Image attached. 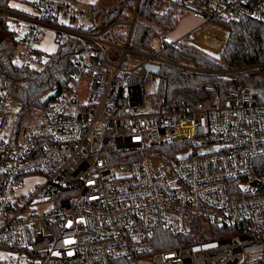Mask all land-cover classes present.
<instances>
[{
    "label": "built area",
    "instance_id": "1",
    "mask_svg": "<svg viewBox=\"0 0 264 264\" xmlns=\"http://www.w3.org/2000/svg\"><path fill=\"white\" fill-rule=\"evenodd\" d=\"M3 12L19 70L70 42L79 50L29 121L0 79V264H264V88L235 79L264 63L195 70L223 80L202 84L195 104L146 103L148 65L193 70L164 48L219 59L231 20L264 26V0H133L118 15L36 0L24 20ZM184 17L199 24L173 37ZM141 27L151 51L134 45Z\"/></svg>",
    "mask_w": 264,
    "mask_h": 264
},
{
    "label": "trees",
    "instance_id": "2",
    "mask_svg": "<svg viewBox=\"0 0 264 264\" xmlns=\"http://www.w3.org/2000/svg\"><path fill=\"white\" fill-rule=\"evenodd\" d=\"M12 0H0V79L1 84L10 87L11 95L21 105L22 120L34 118L37 113L48 106L44 98L53 90H62L64 84L73 72L70 56L79 50L73 42L65 45L58 53L50 55L41 67H29L19 70L12 64V57L18 46L13 33L3 30L5 18L3 12L9 9ZM133 0H127L123 6H131ZM120 8H98L93 13L118 15ZM151 21L166 24V19L158 20L149 16ZM168 18V17H167ZM170 19V18H169ZM175 26V21L171 23ZM230 36L226 48L219 59H213L198 51L180 46L178 48H164L161 56L181 66L192 68L184 70L173 66H163L159 74V89L155 97L166 108H173L184 104H195L202 98L200 86L206 83L222 84L220 76L206 74L199 71L217 72L220 70L243 69L247 66H257L264 63V26L249 19L231 20L226 25ZM151 35L153 31L147 27L138 29L134 45L144 51L153 50ZM258 74L247 73L236 75L239 82H254L256 86L264 88V68L256 70ZM3 82V83H2ZM8 83V84H7Z\"/></svg>",
    "mask_w": 264,
    "mask_h": 264
},
{
    "label": "crops",
    "instance_id": "3",
    "mask_svg": "<svg viewBox=\"0 0 264 264\" xmlns=\"http://www.w3.org/2000/svg\"><path fill=\"white\" fill-rule=\"evenodd\" d=\"M35 1L36 0H12L9 3V9L7 11L15 13L19 17H22L24 20L25 17L27 18V17L32 16L33 5H34ZM71 2H72V0H71ZM121 2H122V0H117V6H111V0H92V3L90 4V12L88 14L93 13L95 6H98V8L101 7L103 9H105V8H115L116 9L117 7L123 8L124 6ZM71 4H73V3H71ZM81 11H83V10H81ZM93 14H96V13H93ZM185 18L198 20L197 25L199 24V19L197 17H185ZM183 19H181V20H183ZM181 20L179 22L175 21L176 28L181 23ZM172 22H174V21H172ZM193 28L194 27H191L190 29H188V31L193 29ZM177 30H178V28H177ZM177 30L175 29L176 32H177ZM44 37H45V40L42 41V43H41V49L45 52H48V53H54L56 51L54 34L50 31V32H47Z\"/></svg>",
    "mask_w": 264,
    "mask_h": 264
},
{
    "label": "rangeland",
    "instance_id": "4",
    "mask_svg": "<svg viewBox=\"0 0 264 264\" xmlns=\"http://www.w3.org/2000/svg\"><path fill=\"white\" fill-rule=\"evenodd\" d=\"M72 5L74 8L78 10H83L84 13L87 15L90 12V4L92 3V0H72ZM111 6H117V0H111ZM198 20L195 19H186L184 17L183 20H181V23L176 28L177 32L173 34V37H178L181 34H185L191 27H195L197 25ZM45 40V37L43 38V41ZM48 53V52H47ZM50 54V53H49ZM159 89V75L153 74L152 79L150 82L146 83V90H147V98L146 103L149 105L151 103L152 98L156 95ZM214 148V147H213ZM203 152V151H202ZM184 153H181L183 156Z\"/></svg>",
    "mask_w": 264,
    "mask_h": 264
},
{
    "label": "water",
    "instance_id": "5",
    "mask_svg": "<svg viewBox=\"0 0 264 264\" xmlns=\"http://www.w3.org/2000/svg\"><path fill=\"white\" fill-rule=\"evenodd\" d=\"M148 70L155 73V74H159L160 73V67L158 66H154V65H148L147 66ZM59 91L58 90H54L51 91L50 93L47 94V96L44 98V103L49 102L51 99H53L54 97H56L58 95Z\"/></svg>",
    "mask_w": 264,
    "mask_h": 264
},
{
    "label": "bare ground",
    "instance_id": "6",
    "mask_svg": "<svg viewBox=\"0 0 264 264\" xmlns=\"http://www.w3.org/2000/svg\"><path fill=\"white\" fill-rule=\"evenodd\" d=\"M3 83V82H2ZM8 84V83H7ZM22 118V117H21Z\"/></svg>",
    "mask_w": 264,
    "mask_h": 264
}]
</instances>
